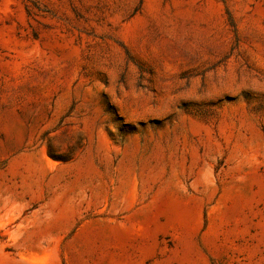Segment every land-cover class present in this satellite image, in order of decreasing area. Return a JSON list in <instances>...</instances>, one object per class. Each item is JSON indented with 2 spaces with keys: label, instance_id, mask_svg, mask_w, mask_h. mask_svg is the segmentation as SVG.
Returning <instances> with one entry per match:
<instances>
[{
  "label": "rangeland",
  "instance_id": "obj_1",
  "mask_svg": "<svg viewBox=\"0 0 264 264\" xmlns=\"http://www.w3.org/2000/svg\"><path fill=\"white\" fill-rule=\"evenodd\" d=\"M0 264H264V0H0Z\"/></svg>",
  "mask_w": 264,
  "mask_h": 264
}]
</instances>
